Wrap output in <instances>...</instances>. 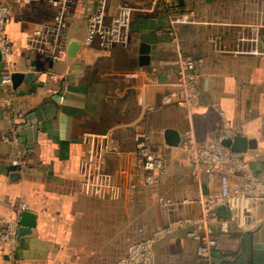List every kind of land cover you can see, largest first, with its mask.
<instances>
[{"label": "crops", "instance_id": "crops-1", "mask_svg": "<svg viewBox=\"0 0 264 264\" xmlns=\"http://www.w3.org/2000/svg\"><path fill=\"white\" fill-rule=\"evenodd\" d=\"M5 2L13 54L6 64L0 53V215L20 221L29 211L36 227L13 255L0 241V264H112L170 219L198 216L200 191H216L218 183L193 177L181 148L190 130L204 144L234 127L256 142L243 154L264 178V0H108V18L121 4L133 9L128 44L108 48L85 46L97 1L80 0L68 16L58 57L31 46L36 30L54 25L56 9L47 2ZM174 5L194 12L199 23L174 29ZM251 27L259 28L254 44L242 43L252 36ZM181 58L194 59L201 76V105L191 111L162 105V97L175 90L174 62ZM7 69L23 75L17 86L2 84ZM167 129L179 132L177 147L167 144ZM109 131L127 153L109 156V168L117 175L125 169L137 184L120 201L86 196L78 187L84 136ZM137 132H148L154 150L165 157L160 185L143 183ZM119 180L124 182L121 175ZM161 198L177 203L171 214ZM220 215L227 216L224 210ZM254 223L248 231L217 229L218 245L204 264H264V205ZM196 252L197 243L179 231L155 245L152 264H201Z\"/></svg>", "mask_w": 264, "mask_h": 264}, {"label": "built area", "instance_id": "built-area-1", "mask_svg": "<svg viewBox=\"0 0 264 264\" xmlns=\"http://www.w3.org/2000/svg\"><path fill=\"white\" fill-rule=\"evenodd\" d=\"M18 4L47 2L56 9L54 25L47 30H36L31 37V46L40 53H49L58 57L63 53L64 40L68 28V16L80 0H13ZM93 14L88 20L86 47L98 45L108 48L115 45H127L133 19V9L121 4L118 12L108 18V0H96ZM173 9V11H172ZM10 21V9L5 0H0V53L6 64L10 63L13 46L7 36ZM198 19L192 11H181L178 6L171 7V25L197 24ZM250 38H242V43L254 44L259 28L251 27ZM173 41L179 39L172 31ZM255 38V39H254ZM258 50H253L256 53ZM178 65L175 90L162 97V105L175 104L188 111L201 105L200 74L196 61L192 58H181L174 62ZM13 74L9 69L2 76V84L11 86ZM238 131L226 127L210 141L199 144L193 130H190L181 143L182 151L187 157L191 173L197 181L206 176L210 184L218 183L216 191H200L196 200L200 214L194 217L170 219L169 222L154 231L150 236L132 243L126 253L112 264H152L155 258V245L162 239L179 231L197 243V260L204 264L211 261L218 245L220 233H229L232 229L248 231L255 229L254 215L257 208L264 205V178L255 173L243 153L233 151L224 145L226 140H234ZM86 150L78 162V187L82 194L97 199L120 201L126 189L134 190L137 184L123 169L119 172L124 182L119 180L108 165L111 155L121 157L127 153L117 146L114 131L105 134H87L83 139ZM135 153L142 160L144 171L143 183L148 187L160 185L166 178L165 157L154 150L152 137L148 132H137L134 135ZM118 177V178H117ZM131 182H128L129 180ZM127 182V184H126ZM160 204L166 214H171L177 203L173 199L161 198ZM226 212L221 217L220 211ZM18 220H9L0 215V241L7 245L11 255L17 248Z\"/></svg>", "mask_w": 264, "mask_h": 264}, {"label": "water", "instance_id": "water-1", "mask_svg": "<svg viewBox=\"0 0 264 264\" xmlns=\"http://www.w3.org/2000/svg\"><path fill=\"white\" fill-rule=\"evenodd\" d=\"M75 50H77V45L72 44L70 48V53L74 54ZM147 58H143L142 62H147ZM143 65V64H142ZM13 85L17 86L21 79L23 78L22 74L14 73L13 74ZM165 140L168 145L177 147L180 144L181 137L178 131L174 129H167L165 132ZM224 145L230 147L233 151L238 153H246L249 149L256 148V142L253 140H248L245 137L237 136L233 141L226 140L224 141ZM36 227V216L29 212L24 211L21 214V219L19 221V228L17 234V244L23 238L30 236L33 234V229Z\"/></svg>", "mask_w": 264, "mask_h": 264}, {"label": "rangeland", "instance_id": "rangeland-1", "mask_svg": "<svg viewBox=\"0 0 264 264\" xmlns=\"http://www.w3.org/2000/svg\"><path fill=\"white\" fill-rule=\"evenodd\" d=\"M138 240H142V239H138ZM138 240L136 239L135 242H137Z\"/></svg>", "mask_w": 264, "mask_h": 264}]
</instances>
